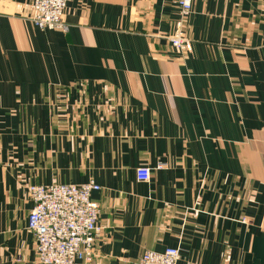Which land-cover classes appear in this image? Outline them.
<instances>
[{"label":"crops","instance_id":"obj_1","mask_svg":"<svg viewBox=\"0 0 264 264\" xmlns=\"http://www.w3.org/2000/svg\"><path fill=\"white\" fill-rule=\"evenodd\" d=\"M32 2L0 0V264H37L28 185L91 180L87 264H264V0H194L190 51L177 0H73L67 31Z\"/></svg>","mask_w":264,"mask_h":264},{"label":"built area","instance_id":"obj_2","mask_svg":"<svg viewBox=\"0 0 264 264\" xmlns=\"http://www.w3.org/2000/svg\"><path fill=\"white\" fill-rule=\"evenodd\" d=\"M73 0H33L31 20L40 29L68 30L64 21L68 4ZM181 17L175 31L169 35L171 44L190 51L192 41L183 30V19L193 11L194 0H177ZM149 167L137 170L139 181L149 182ZM94 180L82 184L59 183L28 185L27 191L34 206L28 216L27 229L35 237L37 264H87L98 257L97 241L100 205L92 199L94 191L101 190ZM179 247L162 251L147 249L138 264H179Z\"/></svg>","mask_w":264,"mask_h":264}]
</instances>
